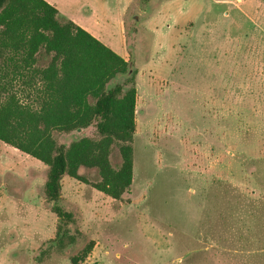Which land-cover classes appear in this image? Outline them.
<instances>
[{
	"label": "rangeland",
	"instance_id": "rangeland-1",
	"mask_svg": "<svg viewBox=\"0 0 264 264\" xmlns=\"http://www.w3.org/2000/svg\"><path fill=\"white\" fill-rule=\"evenodd\" d=\"M46 1L135 71L133 179L114 200L64 176L58 248L46 166L0 141V264H71L89 241L80 264H264V0Z\"/></svg>",
	"mask_w": 264,
	"mask_h": 264
},
{
	"label": "trees",
	"instance_id": "trees-1",
	"mask_svg": "<svg viewBox=\"0 0 264 264\" xmlns=\"http://www.w3.org/2000/svg\"><path fill=\"white\" fill-rule=\"evenodd\" d=\"M57 14L46 0H0V141L46 166L43 195L54 204L55 242L63 248L74 241L73 216L58 205L64 176L114 200L132 184L136 88L127 60ZM40 53L49 57L44 67L37 66ZM84 129L91 133L69 143L52 135ZM80 168L95 169L99 180L89 183ZM93 245L70 263L83 262Z\"/></svg>",
	"mask_w": 264,
	"mask_h": 264
}]
</instances>
